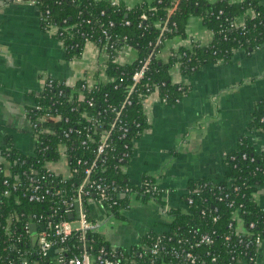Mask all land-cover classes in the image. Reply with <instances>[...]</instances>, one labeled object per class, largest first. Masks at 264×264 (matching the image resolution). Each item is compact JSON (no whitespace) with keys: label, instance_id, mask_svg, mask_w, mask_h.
Returning <instances> with one entry per match:
<instances>
[{"label":"trees","instance_id":"1","mask_svg":"<svg viewBox=\"0 0 264 264\" xmlns=\"http://www.w3.org/2000/svg\"><path fill=\"white\" fill-rule=\"evenodd\" d=\"M30 1L39 9L43 30L58 28L56 36L64 44L67 59L79 57L88 40L101 49L105 43L113 45L114 49L110 52L111 58L106 68L109 81L95 85L90 92H84L81 99L74 93L80 83L72 88L58 81L52 89L45 88L35 96V106L28 108L32 122L45 113H50L51 117L44 125L48 131L40 135L41 143L37 145L34 155H22L11 144L2 150L10 171L7 174L4 165H0V255L5 257L9 256L7 245L10 244L6 240L11 234L8 231H24V226L33 215L48 213L47 208L51 201H56V196L42 193L41 202L30 203L21 199L17 203L15 197L21 194L20 188L12 191L10 196L4 192L12 190L19 180L24 186H30V178H39L45 163L59 160L57 149L63 142L69 143L70 149L75 147L78 156L89 159L92 156L90 151L95 148L101 132L111 131L110 147L105 152L102 167L95 178L99 177L113 186L110 204L115 219L123 220V211L130 207L132 194L142 203L155 201L165 209L166 202L154 178L144 175L140 185H135L123 171L134 153V141L141 138L149 127L143 108L146 98L156 92L166 104L177 105L187 95L188 89L172 82L169 72L175 64L179 63L185 74H193L207 64L228 63L239 51L252 55L264 43V0H245L240 3H229L227 0L215 3L206 0H155L151 4L143 3L133 8L109 0ZM191 16L201 17L203 24L213 32L212 43L208 46L196 44L192 50L180 49L167 62H162L158 55L165 42L176 36L184 37ZM71 26L64 31V27ZM164 26L167 28L163 31ZM126 45L137 50L138 58L129 65H120L116 58L119 50ZM148 56H151L149 69L130 92L133 75ZM59 91H62V95H58ZM90 98L94 99V106L91 107L87 104ZM127 98L131 104L124 105ZM84 111L101 122L102 127L92 129V141L81 146V140H88L84 131L91 126L82 117ZM99 111L101 115H97ZM118 112L119 124L127 129L126 133L110 128ZM65 120H68L66 124ZM65 128L73 129L68 140L61 136V130ZM249 130L264 135V99L255 105ZM126 153L129 156L124 158ZM225 164L228 167L225 181L217 184L211 180L189 182V192L182 197L188 211L169 209L168 215L173 220L168 231H150L148 235L155 240L159 237L172 238L171 246L177 245L181 239L193 241L203 234L212 235L214 244L202 245L196 252L208 261L216 256L218 259L215 264H236L238 260L249 261L251 257H256L259 248L256 239L264 243V207L255 200V194L264 187V146L256 151L245 137L239 147L226 157ZM60 178L47 177L43 185L45 188L50 187L52 182L56 185ZM81 180L75 175L67 181L71 194ZM189 199L193 200V204L188 203ZM229 204H233V207H229ZM87 212L90 215L88 203ZM234 213L238 216L237 221ZM11 217L10 229L7 230ZM252 224L254 227H251ZM227 236L229 239H226ZM142 240V243L147 242V236ZM246 244L250 246L246 247ZM23 245V242L18 244ZM233 250H237L235 260H232Z\"/></svg>","mask_w":264,"mask_h":264},{"label":"crops","instance_id":"2","mask_svg":"<svg viewBox=\"0 0 264 264\" xmlns=\"http://www.w3.org/2000/svg\"><path fill=\"white\" fill-rule=\"evenodd\" d=\"M109 1L133 8L155 0ZM57 31V27L43 30L39 9L30 0H0V165H4L7 174L9 162L2 154L6 146L11 144L27 156L36 151L28 108L35 106V96L44 90L49 79L68 87L83 80L92 87L109 81L108 60L100 46L86 43L82 54L69 60ZM185 34L165 42L158 55L162 62L180 49L192 50L196 44L208 46L213 41V32L199 16L189 18ZM137 58V50L126 45L119 50L116 61L129 65ZM169 73L172 82L187 87L188 93L173 106L158 93L146 98L143 108L149 127L134 141L131 161L123 170L135 185H140L144 175L154 178L166 208L155 201L142 203L133 198L130 207L123 211V223L114 227L103 220L106 228L101 231H110L114 242L124 247L137 244L150 231H168L173 218L167 211H188L182 197L189 182L225 181V159L243 138L247 137L256 151L264 146V135L249 130L255 105L264 99V43L252 55L245 51L235 53L228 63L207 64L193 74H185L177 63ZM255 200L264 207V187L255 194ZM92 210L103 215L99 209ZM256 257V264H264V243ZM236 264L252 263L240 260Z\"/></svg>","mask_w":264,"mask_h":264},{"label":"built area","instance_id":"3","mask_svg":"<svg viewBox=\"0 0 264 264\" xmlns=\"http://www.w3.org/2000/svg\"><path fill=\"white\" fill-rule=\"evenodd\" d=\"M142 18L145 19V16H142ZM72 27H64V31ZM166 28L164 26L163 31ZM89 42L93 41L88 40L86 43ZM113 49V45L108 43H105L102 49L108 61L111 58L110 52ZM150 60L151 56H148L141 68L133 75V85L130 88V92L144 78L149 69ZM56 82L54 79H49L44 89H52ZM62 85L64 86L65 84L62 83ZM93 89L94 86H90L87 81L83 80L74 93H77L79 99H81L84 92H90ZM58 95H62V91H59ZM87 104L89 107L94 106V99L90 98ZM128 104H131L129 98L126 99L124 105ZM37 110H40V107H37ZM101 114V111L97 113V115ZM27 116L31 123L36 145H38L41 143L40 135L44 131H48V128L44 127V125L49 121L51 115L50 113L42 114L34 122L29 118V113ZM82 117L88 120L91 126L85 129L84 132H86L88 140H81V146L92 141V129L96 130L102 127V123L95 117L90 116L87 111L82 113ZM67 122L68 120H65V124ZM119 122H121L120 112L117 113L115 120L110 124L111 130L117 128L126 133L127 129ZM72 133V128L61 130V136L64 140L70 139ZM110 135L111 131L109 130L101 132L95 148L90 151L92 156L89 159L83 155L81 157L78 156L76 153L77 149L75 147L70 149L69 143H61L57 149L60 155L59 160L45 163L42 168V175L37 179L30 178V186H24L19 180L13 185L12 190L4 192L6 196H10L12 191L20 188L21 194L19 193L15 197L17 203L21 199H26L30 203L41 202L42 193L56 196V201H51L50 206L47 208L48 213L33 215L28 224L24 226V231H8L11 234L6 240L7 244H10L7 245L9 256L0 255L2 264H215L217 262L218 258L216 256L212 257L211 261H208L204 260L196 252L197 248L202 245L214 244V237L209 234H203L193 241L181 239L177 245L171 246L170 240L172 238L162 239L159 237L155 240L148 235V232L144 236H147V242L142 243L144 238L142 237L137 244L124 247L121 244L117 246V243L112 239L110 231H101L103 220L110 221L115 219L112 214V205L110 204V194L113 192V186L99 177L95 178L98 170L102 167L105 152L110 147ZM128 156L127 153L123 155L124 158ZM124 158H121V160ZM243 158L245 159L246 155ZM60 169H62V172H60ZM34 174L38 173L34 172ZM75 175L82 180L75 192L71 194L67 188V181ZM21 176L22 173L19 174V177ZM59 176L61 178L56 182V185L52 182L50 187L45 188L43 182L46 181L47 177L55 178ZM218 189L221 190L222 188L218 187ZM122 196L119 195L118 197ZM131 198H135V194H132ZM86 202L91 209L90 215L87 212ZM188 203L190 205L193 204V200L189 199ZM229 207H233V204H229ZM93 208L101 210L104 218L102 219L97 211L92 210ZM76 213H79V218L70 220L69 215ZM12 219L13 217L8 220L7 230L10 229ZM234 219L235 221L238 220L236 213H234ZM214 220L216 221L217 218H214ZM33 227L35 228L34 232L32 231ZM231 227L232 224L229 225V228ZM251 227H254V225L252 224ZM226 239H229V236ZM22 242L24 245L18 246ZM256 243L259 246L261 245L259 238L256 239ZM249 246V244H246V247ZM232 252H234L232 260L237 259V256H235L237 250ZM249 262L256 264L257 257H251Z\"/></svg>","mask_w":264,"mask_h":264},{"label":"rangeland","instance_id":"4","mask_svg":"<svg viewBox=\"0 0 264 264\" xmlns=\"http://www.w3.org/2000/svg\"><path fill=\"white\" fill-rule=\"evenodd\" d=\"M100 215H101V214H100ZM100 215H99V216H100ZM100 217L103 219V218H104V215H101ZM123 221H124V220L121 221V220H118V219H112V220H110L109 223H107L106 225L114 226L115 224H117V223H119V222H120V223H123ZM106 225H104L103 227H101V230H103V229L105 230ZM116 226H117V225H116ZM116 226H114V227H116ZM107 232H108V231H107ZM111 232H112V231H111ZM114 232H115V231H114ZM117 232H118V231H117ZM133 232H134V231H127V233H132V234H134ZM129 235H130V237H132L131 234H129ZM131 239H132V238H131Z\"/></svg>","mask_w":264,"mask_h":264},{"label":"water","instance_id":"5","mask_svg":"<svg viewBox=\"0 0 264 264\" xmlns=\"http://www.w3.org/2000/svg\"><path fill=\"white\" fill-rule=\"evenodd\" d=\"M78 207V206H77ZM78 219L79 218V213H76V214H71V215H69V219L70 220H74V219ZM33 232L35 231V228L33 227V230H32ZM120 245V243H117V246H119Z\"/></svg>","mask_w":264,"mask_h":264}]
</instances>
